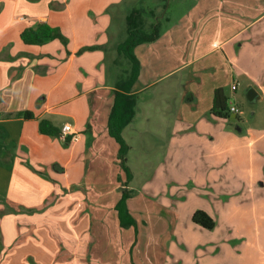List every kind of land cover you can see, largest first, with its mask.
Masks as SVG:
<instances>
[{"label": "crops", "instance_id": "crops-1", "mask_svg": "<svg viewBox=\"0 0 264 264\" xmlns=\"http://www.w3.org/2000/svg\"><path fill=\"white\" fill-rule=\"evenodd\" d=\"M125 2L0 0V212L5 211L0 217V264H117L116 243L109 233L128 229L121 228L115 209L122 191L113 196L112 204L110 193L119 189V178L121 182L126 178L108 121L114 89L122 73L130 70L119 67L118 47L127 38L132 12H142L139 24L146 30H151L146 27L148 18L156 14ZM224 3L192 0L172 23L164 18L168 26L160 29L157 41L136 48L141 63L133 89L137 107L124 133L206 132L209 149L223 146L222 153L229 156L231 139L226 132L236 131L241 134L238 152L249 168L244 177L250 188H262L264 9L253 0L248 7H238L239 17L230 20ZM226 13L236 16L229 9ZM247 16H253L251 21ZM115 20L120 26L116 30ZM39 23L59 28L68 46L59 40L42 46L25 44L22 32ZM92 46L100 49L79 54ZM249 87L259 94L254 104L247 100ZM218 88H224L231 105L239 109L233 122L211 114ZM25 111L36 119L16 116ZM41 119L61 130L71 125L75 138L66 145L63 138L43 135ZM228 123L236 130H225ZM138 198L135 192L128 200L139 232L133 252L128 250L131 264H138L134 257L143 229L165 233L157 238L168 250L178 223L165 219L166 212L148 213Z\"/></svg>", "mask_w": 264, "mask_h": 264}, {"label": "rangeland", "instance_id": "rangeland-1", "mask_svg": "<svg viewBox=\"0 0 264 264\" xmlns=\"http://www.w3.org/2000/svg\"><path fill=\"white\" fill-rule=\"evenodd\" d=\"M223 1L228 5L224 3L223 11L230 20L239 17L238 7L241 8L242 5L248 7L253 2V0ZM258 1L264 9V0H256V3ZM191 4L192 0H126L125 2L129 7L145 8L144 11L148 13H156L148 18L146 27L149 29L155 24L159 25V29H165L168 22L166 25L164 18L169 17L172 23ZM225 7H229L227 9L236 16L228 15ZM252 17L247 16L246 21H251ZM230 23L236 28L241 27L234 21ZM118 27L120 26L115 20L114 30ZM117 63L123 70L126 66L130 68L129 61L121 55ZM127 76L128 74L123 72L121 80ZM143 96L146 98L147 94ZM235 120L233 115L231 121ZM228 129L236 130L235 126H230L229 123L225 127V130ZM226 133H229L231 139L229 156L225 155V152L222 153L223 146L217 147L214 151L209 149L207 144L211 142L206 132L177 134L176 132H142L141 129H136L123 133L125 140L130 143L128 166L134 175V181L126 189H135L133 192L138 193L139 204H143L148 213L166 212L169 217L165 219L178 220L174 241L170 242L171 249H168L170 254L167 256V245L165 243L163 245V239H160L165 233L143 229L138 254L135 253L134 257L136 263L264 264V186L250 188L248 180L244 177L249 173L248 163L238 152L241 134L236 131ZM254 150L256 155L258 146H255ZM251 151L248 150V155ZM122 173L123 178H126L124 171ZM102 176L106 177V174L102 173ZM119 181V189L110 193L113 198L111 204L125 186V182H121L120 179ZM253 188L261 190L254 193ZM197 210L214 215L212 216L218 224L213 231L194 224L192 216ZM241 230L244 232L240 233ZM109 235L113 238L112 242L116 243L117 264H131L128 250L131 252L135 241L134 231L130 228L123 232L112 229ZM154 237L155 245L152 244ZM146 246L150 248L144 252ZM208 257L212 260H208Z\"/></svg>", "mask_w": 264, "mask_h": 264}, {"label": "trees", "instance_id": "trees-1", "mask_svg": "<svg viewBox=\"0 0 264 264\" xmlns=\"http://www.w3.org/2000/svg\"><path fill=\"white\" fill-rule=\"evenodd\" d=\"M141 17V11H134L129 15L127 38L118 47L119 55L123 56L129 61L130 70L128 76L125 79L120 80L114 89V103L108 121L109 135L119 145V165L126 175L122 197L115 206V209L118 212V219L121 228H134L136 237L132 245L131 253L133 252V248L136 245L139 232L137 220L131 214L128 207V200L134 196L135 192L126 188L132 183L134 175L128 166V155L131 147L125 140L123 133L125 128L133 121L136 114L137 97L133 93V89L138 82L141 73V63L136 55L135 50L140 45L157 41L161 36L158 25H155L151 30H146L143 28L142 25L139 24ZM21 39L27 45L42 46L52 41L59 40L67 47L69 43L68 38L61 32L59 28L52 27L47 23H39L34 27L25 29L21 34ZM97 49H100V47H85L79 52V54ZM211 114L214 117L222 120H231L234 114L231 111V98L227 95L224 88H218L215 90L214 104ZM16 116L26 120L36 119L35 114L31 111L19 112L16 114ZM234 117L236 119L239 118V116ZM39 123V129L43 135L53 138H63L62 130L58 128L52 121L48 119H41ZM63 139L65 140L66 145L72 142V136H66V138ZM11 211L16 212L13 209H11ZM4 214L5 211L0 212V217H2ZM192 220L194 224L209 231H213L217 225L216 221L203 210H197L193 214Z\"/></svg>", "mask_w": 264, "mask_h": 264}, {"label": "built area", "instance_id": "built-area-1", "mask_svg": "<svg viewBox=\"0 0 264 264\" xmlns=\"http://www.w3.org/2000/svg\"><path fill=\"white\" fill-rule=\"evenodd\" d=\"M231 111L233 113H236V114L239 113V109H237L233 105H231ZM72 131H73V129H72L71 125H69V124L64 125V127L62 128L63 138H66V136H69L70 134H72L70 136H72V140H73L75 138V136H74L75 134L72 133Z\"/></svg>", "mask_w": 264, "mask_h": 264}, {"label": "water", "instance_id": "water-1", "mask_svg": "<svg viewBox=\"0 0 264 264\" xmlns=\"http://www.w3.org/2000/svg\"><path fill=\"white\" fill-rule=\"evenodd\" d=\"M259 99V94L257 90L253 87H249L247 89V100L250 104H254L258 101Z\"/></svg>", "mask_w": 264, "mask_h": 264}]
</instances>
